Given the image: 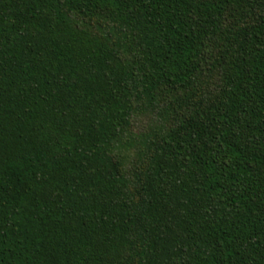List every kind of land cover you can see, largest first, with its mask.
<instances>
[{
    "label": "trees",
    "instance_id": "obj_1",
    "mask_svg": "<svg viewBox=\"0 0 264 264\" xmlns=\"http://www.w3.org/2000/svg\"><path fill=\"white\" fill-rule=\"evenodd\" d=\"M0 264H264V0H0Z\"/></svg>",
    "mask_w": 264,
    "mask_h": 264
}]
</instances>
